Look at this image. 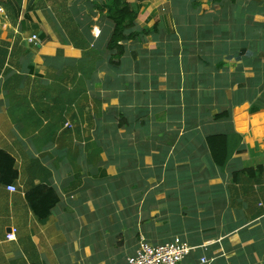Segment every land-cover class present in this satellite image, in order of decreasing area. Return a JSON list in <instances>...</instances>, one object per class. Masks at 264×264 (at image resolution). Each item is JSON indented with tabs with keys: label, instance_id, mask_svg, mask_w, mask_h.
Instances as JSON below:
<instances>
[{
	"label": "crops",
	"instance_id": "0c3cea01",
	"mask_svg": "<svg viewBox=\"0 0 264 264\" xmlns=\"http://www.w3.org/2000/svg\"><path fill=\"white\" fill-rule=\"evenodd\" d=\"M124 1L138 18L111 65L109 0H0V149L18 169L0 264H125L142 238L184 241V264H264V0ZM38 185L60 197L45 220Z\"/></svg>",
	"mask_w": 264,
	"mask_h": 264
},
{
	"label": "trees",
	"instance_id": "16d2710c",
	"mask_svg": "<svg viewBox=\"0 0 264 264\" xmlns=\"http://www.w3.org/2000/svg\"><path fill=\"white\" fill-rule=\"evenodd\" d=\"M214 1L219 2L220 0ZM106 7L108 9V16L113 21L114 25L106 45V57L108 58L109 64L113 65L117 63L119 65L122 56H124L126 52L124 43L131 38L132 30L136 27L138 11L124 0H109V4L106 5ZM76 25L78 28L79 25ZM94 66L93 64V67ZM93 72L94 68H90V66H87L84 62L66 70V95H78L80 92H84L85 86L83 83ZM261 110H264V105L255 104L250 108L252 114L260 112ZM220 141H225V137H222V135H211L208 138L214 162L218 166H224L226 156L223 155V152H225V149L213 146V143H219ZM262 171L263 168L258 167L256 170L247 169L244 172L250 175H257ZM17 178L18 169L16 167L15 158L8 152L0 149L1 183L13 184ZM26 199L34 214L39 219L45 220L51 216L52 209L58 204L60 197L54 187L38 185L27 190Z\"/></svg>",
	"mask_w": 264,
	"mask_h": 264
},
{
	"label": "built area",
	"instance_id": "2783aa9c",
	"mask_svg": "<svg viewBox=\"0 0 264 264\" xmlns=\"http://www.w3.org/2000/svg\"><path fill=\"white\" fill-rule=\"evenodd\" d=\"M8 189L12 192L16 191L13 185L8 186ZM15 237L16 229H12L7 234V238L13 240ZM192 249L190 245L178 238L162 245H152L142 238L135 253L127 258L125 264H184ZM192 264H209V260L201 257Z\"/></svg>",
	"mask_w": 264,
	"mask_h": 264
},
{
	"label": "rangeland",
	"instance_id": "374dc122",
	"mask_svg": "<svg viewBox=\"0 0 264 264\" xmlns=\"http://www.w3.org/2000/svg\"><path fill=\"white\" fill-rule=\"evenodd\" d=\"M103 216H104V223H108V220L111 219L110 218V214H107V211L103 210ZM110 231H113V230H110Z\"/></svg>",
	"mask_w": 264,
	"mask_h": 264
}]
</instances>
